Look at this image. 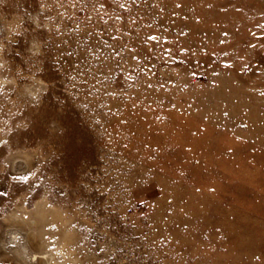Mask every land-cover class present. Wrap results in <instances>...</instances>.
Returning <instances> with one entry per match:
<instances>
[{
  "label": "rangeland",
  "instance_id": "rangeland-1",
  "mask_svg": "<svg viewBox=\"0 0 264 264\" xmlns=\"http://www.w3.org/2000/svg\"><path fill=\"white\" fill-rule=\"evenodd\" d=\"M0 264H264V0H0Z\"/></svg>",
  "mask_w": 264,
  "mask_h": 264
}]
</instances>
